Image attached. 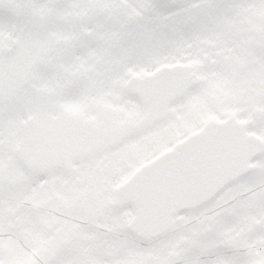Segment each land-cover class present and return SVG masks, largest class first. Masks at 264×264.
Listing matches in <instances>:
<instances>
[{
    "label": "rangeland",
    "instance_id": "374dc122",
    "mask_svg": "<svg viewBox=\"0 0 264 264\" xmlns=\"http://www.w3.org/2000/svg\"><path fill=\"white\" fill-rule=\"evenodd\" d=\"M109 1L110 0H96L97 3H110ZM176 1L184 2L185 0ZM16 2L21 8L24 0H16ZM25 3H28L27 8L31 7L30 0H27V2ZM79 4L76 3L72 5ZM34 5H36V2L34 3ZM13 7L14 5H11L8 0H0V26L7 27L8 25V30L11 28V26L13 29L12 31L1 30L0 49L7 50L14 45V47L9 51L10 71L6 72V75L0 78V96L14 97L19 92H24L22 94L25 95L29 91V89L26 86H23L19 90V85L23 82L29 84L33 80V78H36V75L34 77V73L36 72L37 68L44 70L47 73H49L51 70L54 71V69L58 71V79L56 82H54V73L50 75L48 74L47 76L48 81H51V83L56 87L52 89H59L57 90V93H53L52 90L51 93L48 94V99L54 97L55 95L60 96L63 92H71L75 90L78 87L77 82L75 80L67 81V79H72L75 77L87 76L88 78H90L93 75L95 79L94 83L98 85L101 81V78L109 76L110 73L109 79H111V81L109 83H112L114 89L109 85H105V89L107 91L109 90L108 101L111 104L112 108L103 107L100 110L96 111V113L92 115L91 121L88 122L87 120V112L91 111L88 106H90L91 103H86V106L83 107L82 111L76 115L70 113L66 115L64 119H70L71 116H76L79 120L78 125L73 129L75 137H72L70 133H61L62 123L60 122L52 124L46 122H44V124H41L40 122H36L35 128L31 131L32 133H30V136H35L33 138H29L28 142L26 141L21 145L11 146L12 148L10 149L6 148L8 144H0V148L3 150V155L5 153V150H7L6 160H12L10 152L15 148L16 150H18L21 159L26 162L28 161L31 165H45L48 161H40V156L44 154L43 143L53 136L56 137L58 141L56 145L65 147L72 146L82 151L85 154L86 158H89V164H92L91 162L95 161V165L98 166L96 168L97 170L93 172V169H90V172H93L96 177H102L109 171L118 168L124 162V158L130 161L132 158L137 157L141 152L146 151L149 145L167 146L168 140H161L159 141L160 143L146 140L147 149L142 150L141 152H139L140 150H137L134 156L129 155L131 153V147L128 146L129 144L123 147L128 151L126 152V154H124V152L121 150H118V152L115 153H110L106 147L111 132L114 131L120 123L132 120L134 121L133 123H137L136 125L139 127L140 124H142L145 120V113L142 112H139V119L136 120L135 111H130V109H132V106L130 103L123 100V98L120 96L119 89L123 81H125L128 76H131L135 73V69L131 65L130 61H132L133 59L145 61L149 66H151V70H147V68H145V70L152 71L153 67L156 65L157 56L159 55L160 50L170 45L169 36L175 33V30L174 28H172L171 22L167 16L156 17L145 23H138V21L143 16H140L137 13L133 14V12H130L129 18H127L124 23L119 21L112 28H106V30L115 31L114 34L109 33L110 35H108L107 38V35L103 36L99 34V32H94L92 34H84V32H82L81 34L77 33L78 39L76 40L71 36V34L73 33H70L71 31H67L69 29V23L67 21L68 19L61 21V25L63 26L62 38L64 39V37L69 36L72 38L70 39V42L68 41L67 48H70L73 45L79 46L83 40L91 43L92 46H94L95 44L93 43L97 41H101V43H103L100 45L102 47V50L97 51V57L92 54L90 60L87 61L86 64L81 65V68L78 67V71H71V67H73V65L71 64V67L68 70L67 65L61 58L62 55L60 57L58 56V48L54 50L53 48L49 49L48 46L47 49L46 44L44 43V39L40 38V33L38 32V30H36L35 28H28V26L35 27L37 25H40L41 22H32V14H29V17L26 18L25 15L28 14L24 15L19 10H17V12L20 16L17 15V17L16 12L15 14L13 12ZM73 9L75 12L81 13L83 16H85L88 13L91 14L97 12L108 14V10L110 8L88 9L73 7ZM35 10H37L36 7ZM251 10L252 7L249 8L248 12L250 13ZM74 11L69 12L66 18H69L72 21V23L74 24L73 28H75V25L77 27H80V24L75 22L76 14ZM261 12L260 14H258L260 16L258 25L255 26L254 24L248 23L247 21L243 23V27H240L239 29V31L243 32V34L235 41L234 45L232 46L233 49L230 52L223 50L219 55L215 56V54H211L210 56L205 57L206 53L209 54V52H211L210 49L215 48L213 46V43L210 44L207 42L205 44H202L204 45V48H198L195 51L197 57L192 56L193 54L190 48H184L178 51V56H171L170 59L166 61H179L189 64L192 68L193 78L196 81H199L196 75L197 73H200V70L209 71L213 68H217L216 73H218L219 66L222 65V59H224V62L226 61L229 64L228 67L225 66V70L228 73L233 74V77H235V80L238 82V84L233 86L229 93L225 94V98L231 100L229 108L238 110L240 103L236 98L240 97V99L244 102V98L247 97L248 94L251 98L252 96H254L255 99L257 98L258 100L264 99V68L261 69V65L258 64H261L262 59L264 58V9ZM186 15L188 16L187 18H190L189 15L184 12L178 14V17H184ZM10 16H12V19H14V17L16 19V23L14 25L10 22ZM50 17L51 16H49V18ZM45 25H49L50 29L54 30V17H52L49 22L45 23ZM185 28H187V25L185 26ZM74 34H76L75 31ZM112 35L114 41L111 40L110 51L104 46L107 43L106 41L110 39ZM39 38L41 43L38 41ZM121 42L124 43V47L121 46ZM60 43L62 44V39H58V45H61ZM59 50H61V48ZM149 51H152L154 53V56L152 55L148 57L147 53ZM242 55H244V57ZM212 56L214 58H212ZM164 58L166 57L163 56L162 59ZM46 59L51 61H47ZM198 61H202L200 62L201 65L199 63H196ZM47 62L50 63L46 64ZM241 62L245 63H242L241 65ZM124 63H129L130 66L128 68H123L122 64ZM234 63L239 64L244 69L239 67L241 69L240 73L234 70H230ZM251 65H259L260 67H258L254 71L245 70L248 69V66ZM246 74H248V76L246 77L249 78L250 84L248 83L246 86H244L241 82V79H243L244 75ZM43 75L46 74H44L43 72ZM49 76H51V78ZM59 79H62V82H60ZM59 83L61 84L58 85ZM237 87H239V93H236ZM248 90L250 93L248 92ZM230 96L237 97L235 99H231ZM219 98L220 99H218L216 103L219 105H224L227 100L221 97ZM10 101L14 103L13 99L11 98ZM49 101L48 103H50ZM256 107L259 106L254 105L251 108L254 109ZM261 108L264 110L262 105ZM178 109L180 108L177 107L175 110ZM175 110H169L171 113V117L175 116ZM239 112H242V110H239ZM52 114L56 115L54 113ZM176 119L179 118L176 117ZM175 123L179 124L180 122L178 120L175 121ZM161 125L162 124H155L151 129L157 130ZM256 126L264 127V116L261 119V122L257 123ZM27 133L28 132H26L25 135H27ZM24 138L25 136L23 137V139ZM138 142H141V139L137 140L136 143L133 142L136 145L135 147H138ZM152 155H150L149 157L151 158ZM3 158H5V155ZM142 161H144V159H142ZM20 167L21 166L17 165V172H21L19 170ZM0 172L4 171L0 169ZM0 176L1 179L6 177L3 176L2 173ZM262 178H264V157L259 160V162L257 161L253 163V171L251 175L247 176V178H245L243 182L238 183L235 188L226 190L215 202H213L203 211L191 216L179 218V220L174 222L170 231V234H172L171 240H164L158 243V246L155 249L148 252H130L128 257H130L131 255L136 256L134 260L136 264H174L177 261H180L179 259H177V261L175 262V257L181 256V253H178L177 256H174V251L181 250V252H191L193 250H196L199 247L196 244V240H194L196 236L203 237V233H205V235L208 232L211 233L216 227H218L217 230L221 231L222 226L220 224V218L225 215L233 214L235 216L247 217L252 222V224H248L249 226L247 228H245L244 226L239 227L240 222H236L238 231L236 242H238V246L241 242L243 243V240H245V249H243L245 252L242 253V255H246L249 257L250 264H264V242L262 243L261 247L259 244H257L260 237V233L258 231L260 229L264 230V212H256V209L244 210L242 208V206H248L250 203H252L251 199L253 197H256L257 199L259 198V200H264V179ZM55 181L56 180H54L53 183H55ZM82 182L83 180L81 179L76 181L78 185H81ZM53 183H51V185H55ZM251 183H257L258 186L252 189L250 185ZM60 184L69 185L70 183H65L62 179V181H60ZM65 188L67 187L62 186V188L59 190ZM2 189L3 188L0 185V191H2ZM52 190L54 191L55 188ZM94 199L95 198H93L92 194L88 195L86 192H83L77 198L75 197V194H73L69 202H62V204H60L65 205L62 209L59 220L58 218L56 221L52 219L50 220L46 217V215H44L45 218H40V215L36 216L38 222L40 223L41 221L44 222L45 220L46 222H44V224H48L49 221L52 222L51 224H48L47 236L49 237V240L46 243L45 247H40L38 249L36 248V250H32L34 254L32 252H26L27 255L31 254L33 256H39L38 261L36 260L39 263L40 261L43 262L42 258L58 257V251L62 248L68 250L71 246H73L70 251L76 250L79 253L83 252L77 250L79 246H83L86 244L88 246L89 243L93 241L96 245H98L97 250H99L100 252L96 250L92 252V250L87 249V254L81 255L83 258H81L80 262H76V264H100V261L96 257H107L112 253L126 249L129 241L125 236H123L122 234L114 235L115 232H111V230L110 232L105 231L102 225L97 226L95 224H92L87 216L77 214L74 211L76 208L83 206ZM74 200H76V202L71 203ZM54 204L58 203L55 202ZM42 205L48 207L50 205L49 200L45 199ZM250 211H252L253 213ZM53 212L54 208L50 211L51 215L53 214ZM7 214L8 213L6 211L5 215ZM255 218L257 222L254 223ZM189 230L193 232L195 231V233H189ZM81 231L83 232L82 234ZM11 232L12 233H10V235L14 234L15 230ZM178 235L180 236L179 238ZM13 236L14 235H12L13 242H11V244L15 246L16 242L14 239L17 237L14 236V238ZM4 238L0 236V250L2 251L3 249L1 253L11 255L12 253H9V251H7L10 248L6 249L4 247ZM34 242L36 243V241ZM227 242L228 241H224V245H229V243ZM102 245H105L106 247L109 246V249H104V246ZM39 246L40 244L37 247ZM170 248L174 249L172 250L173 253L169 251ZM203 248L211 250L210 246H204ZM30 261L31 260L29 259L27 264H30ZM11 264H13L12 260Z\"/></svg>",
    "mask_w": 264,
    "mask_h": 264
},
{
    "label": "clouds",
    "instance_id": "9594fccd",
    "mask_svg": "<svg viewBox=\"0 0 264 264\" xmlns=\"http://www.w3.org/2000/svg\"><path fill=\"white\" fill-rule=\"evenodd\" d=\"M176 7V5L167 3L166 0H157L156 3L146 8L144 16L138 23H145L156 17L166 16ZM130 63L137 71H143L145 68L151 70V66L145 61L133 59ZM157 81V77L147 78L142 76L138 81L139 92L132 97L137 101L132 110L142 113H155L159 117L155 123L163 124L171 119L169 110L172 107L187 111L197 90L191 88L177 91L168 98L159 100L154 95ZM210 108L216 112L220 119H225L219 107L212 105ZM34 117L35 113L31 107L23 104L15 112L6 114L5 119L8 125L11 124L25 132H30L36 126ZM150 129L151 126H148L140 133L127 136L124 140L113 145L112 150L123 148L131 142L139 140L141 135L146 134ZM197 129L199 133L191 135V139L187 144L162 159L158 165L151 169H145L140 174H134V168L142 162V159L148 158L166 145H149L148 149L137 157L132 158L130 161L125 160L118 168L101 177L100 195L96 199L74 210L77 214L87 216L92 224L114 229L129 241L127 248L124 250L112 253L107 257H96L100 264H122L123 261L128 259L130 252H148L158 246V241L163 236L162 229L165 227V222L154 220L146 192L149 186L161 176L179 169L190 161H194L203 150L210 147L218 138L232 136L236 137L240 144H247L251 143L247 132L254 131L264 135V127L251 125L246 129H242L234 122L218 124L215 121H205L200 117H193L192 126L186 134L194 133ZM5 140H7V137H5ZM173 142L169 139L167 145ZM49 147L52 148V154L48 157V162L31 171L28 184L39 186L44 182L51 183L54 178H62L65 183H75L79 180L84 174L86 166L89 165V158H86L82 151L72 146L49 145ZM4 155L7 158V150H5ZM250 175L251 173H249ZM245 178L247 177H241V179ZM130 221H135L136 226L153 222V228L150 232L137 235L134 227L130 225ZM157 231H159L158 235L152 234ZM57 255L63 259L64 264H76V261L81 258L78 251H67L63 248L58 251ZM243 262L244 257L228 245L215 247L199 259V264H243Z\"/></svg>",
    "mask_w": 264,
    "mask_h": 264
},
{
    "label": "trees",
    "instance_id": "16d2710c",
    "mask_svg": "<svg viewBox=\"0 0 264 264\" xmlns=\"http://www.w3.org/2000/svg\"><path fill=\"white\" fill-rule=\"evenodd\" d=\"M15 10L19 9L21 13L25 14H37V11L39 8L36 7L37 10H35V7L27 8V3H25L27 0H24V3L21 8L19 7L16 0H11ZM79 0H70V4L77 3ZM176 1V0H175ZM36 2V5L44 4L43 1L40 0H30V5H34ZM191 2H194V0H185L184 2H174L169 1L167 3L176 5L177 7L169 12L168 14H172V26L175 29V33L170 35V41L172 42V46L168 48H164L160 50L159 55L157 56V59H159V63L163 62L162 57H170L171 55L178 56V50L180 48L184 47V43L191 44L189 46L190 49L195 48V45L202 41H209L210 43L215 44V48L212 49L213 53H220L224 49V44H228L231 46L233 43V38L235 37L232 26L236 25V31L240 29V26L243 27V23L247 21L248 23L254 24L255 26L259 24V19L261 11H263L264 6L260 7H252L251 12L249 13L248 10L250 6H246L252 3V0H195V2L201 3L203 5H206V7H202L196 10H189L187 8V5ZM242 2V3H241ZM259 3L264 4V0L257 1ZM62 6L56 7L57 11H59L61 14H64V7H69V0L61 1L60 2ZM53 4L56 5V2H53ZM29 9V10H28ZM72 9V8H71ZM140 9V10H139ZM145 9V7H144ZM144 9L138 8V12L145 11ZM180 11H183L184 13H187L190 18L188 20H184L186 18L178 17V14ZM258 11V12H256ZM245 12V13H243ZM237 13V14H235ZM262 13V12H261ZM167 14V15H168ZM20 16L18 12H16V16ZM17 16V17H18ZM27 18V15H25ZM101 16L95 15L92 17V21L90 24L95 25H102L104 22H100ZM256 24H255V22ZM100 22V23H99ZM99 23V24H98ZM13 24V22H11ZM187 25V28L185 26ZM240 25V26H239ZM88 26V27H89ZM8 29V28H7ZM4 27L0 28L1 30H7ZM239 35L240 33L237 32ZM105 48L109 47L108 45L104 46ZM202 47V46H201ZM231 47H227V49H230ZM90 47L87 49L89 51ZM10 50L8 48L6 51ZM102 50V47L99 45L91 47L90 51L85 54L89 55L92 53H97V51ZM111 50V49H110ZM4 50L0 49V57L3 60H9L10 56L6 52H3ZM176 52L173 54V52ZM151 54V51L147 53V56L149 57ZM80 59H83L84 53L82 52L80 55H78ZM1 59L0 61V76L1 74H4L6 72L10 71L9 62L3 61ZM86 60V58H85ZM86 62V61H85ZM261 69L264 68V58L262 59ZM129 63H124L123 68L129 67ZM260 67V66H259ZM235 70L238 69V66L234 68ZM231 70V69H230ZM144 72V71H143ZM220 75H216L212 70L206 71L205 76L203 75L204 83H203V94L205 96V102L207 103V107L210 108L211 102H216L219 97L226 99L225 94L229 93L230 90L238 84V82L235 80V77H233L232 74L228 73L225 69L222 70L219 68ZM248 74L244 75L243 79H241L242 84L245 86V84L248 81V78L246 77ZM87 80L82 83L83 88H81L82 92H79V94L70 95L69 98L64 99V106H66L68 109H72L74 112H80L86 102L87 99L92 97L100 96L101 98L105 99V95L101 93L100 90H103L104 87L101 85L97 87V90L94 91H88L89 84L91 82L89 81V78H86ZM109 79V78H108ZM111 79H109V82ZM93 86V84H91ZM111 87L113 88L112 83H110ZM243 86V87H244ZM249 89V88H248ZM242 90V89H241ZM249 92V90H248ZM236 93H239V87L236 88ZM250 93V92H249ZM231 99H235L237 96H230ZM239 100V107L236 113L238 115H245V113L255 104L264 105L263 101H258L257 98L255 99L254 96L252 98L248 94L247 97L243 100L240 99V97L236 98ZM227 101L223 105L222 112H231L235 111L230 109V99H226ZM111 104H107V106H110ZM111 107V106H110ZM112 108V107H111ZM239 110H242V112H239ZM35 114L38 116V112H35ZM48 193V194H47ZM46 193V197L49 200L50 205L47 207V212L45 213L44 209H40L41 203L36 204V195L37 193L34 190H28L26 191L24 188H17V186L12 190L9 188V190H6L4 192H0V235L5 233V230L2 229V225L4 224V221L7 219L5 218V211H10V216L14 218L7 220V229L12 226L15 229V242L16 245L13 246L11 244L12 240L4 241L5 242V248H11L16 251H21V253H14L12 254V262L13 264H27L28 260L30 264H43L46 258H42L43 262L38 261L39 256H33V255H27L26 252H32V250H36V248L45 247L46 243L49 240L48 235V224H51L52 222L49 221L48 224H44L46 220L43 222H38V219L35 215L39 214L40 212H43L48 219L52 220H59L60 215L62 213V209L65 204H62V202H68L70 198L73 196V194L77 195V190L65 188L62 190H54L53 194H49V192ZM14 195V196H13ZM99 193H96L95 196L98 197ZM56 199V200H55ZM41 200H38L40 202ZM58 204H54L55 202ZM56 207V208H55ZM54 208V212L51 215L50 211ZM49 209V210H48ZM260 209L264 210V205L260 207ZM43 219V218H42ZM44 220V219H43ZM105 231L115 232V234L119 233L114 229H111L107 226H103ZM83 232L81 231V234ZM37 239V240H36ZM36 241V243L34 242ZM40 244L39 247H37ZM104 246V249H109V246ZM73 246H71L67 251H70V249ZM98 245H96L93 241L89 243V245H83L79 246L77 250L83 251L80 252L81 255L87 254V249L92 250L94 252L97 250ZM34 254V253H33ZM81 258H83L81 256ZM81 258L78 259L76 262H80ZM37 260V261H36ZM27 261V262H26Z\"/></svg>",
    "mask_w": 264,
    "mask_h": 264
},
{
    "label": "water",
    "instance_id": "95a60500",
    "mask_svg": "<svg viewBox=\"0 0 264 264\" xmlns=\"http://www.w3.org/2000/svg\"><path fill=\"white\" fill-rule=\"evenodd\" d=\"M144 77H157L154 95L159 100H164L177 91L195 88L196 83L191 82L190 67L185 65L163 66L152 74ZM140 77H133L123 87L126 97L132 98L139 92L138 81ZM133 99V98H132ZM263 111L255 109L252 115L260 120ZM159 118L158 116H156ZM215 121V120H209ZM218 124L234 122L238 127L246 129L251 126V121L239 122L234 116L224 121H215ZM131 126L122 125L113 132L109 147L119 143L131 135ZM199 132L195 133L198 134ZM194 135V134H193ZM251 143L240 144L236 137L224 136L215 140L212 145L201 152L196 159L205 162L206 171L196 172L193 161L182 165L179 169L168 172L154 182L146 192L154 220H163L165 227L162 229L163 238L170 227L171 219L175 215L193 212L212 201L225 187L235 183L251 171L250 161L264 154V141L256 135L248 134ZM191 136L177 144L172 150L167 151L149 163L142 166L134 174H140L145 169H151L167 157L187 144ZM137 235L150 232L153 222L136 226L135 221H130ZM158 235L159 231L153 232ZM160 238V239H161Z\"/></svg>",
    "mask_w": 264,
    "mask_h": 264
},
{
    "label": "snow or ice",
    "instance_id": "6c2138e0",
    "mask_svg": "<svg viewBox=\"0 0 264 264\" xmlns=\"http://www.w3.org/2000/svg\"><path fill=\"white\" fill-rule=\"evenodd\" d=\"M24 6V5H22ZM31 7H39V8H55L60 7V5L44 3L39 5H30ZM116 5L108 2H101L97 3L96 0H85L84 3L79 5H72L71 7H81V8H88V9H97V8H111L115 7ZM141 6V5H137ZM145 7H150L151 5H144ZM246 6L250 7H260L264 6V4L257 2V0H252V3ZM202 7H206L198 2H191L187 5L189 10H196ZM39 23V22H38ZM10 101L7 96H0V138H5L6 133L8 131L9 125L6 122V114L10 113L9 109ZM0 264H11V260L4 254L0 253ZM44 264H64V261L60 257H51L46 258ZM243 264H250L249 259H244Z\"/></svg>",
    "mask_w": 264,
    "mask_h": 264
},
{
    "label": "flooded vegetation",
    "instance_id": "af4514ba",
    "mask_svg": "<svg viewBox=\"0 0 264 264\" xmlns=\"http://www.w3.org/2000/svg\"><path fill=\"white\" fill-rule=\"evenodd\" d=\"M146 117H147V115H146ZM156 123H153V125H155ZM142 127V126H141ZM45 148H46V146H45ZM46 150V149H45Z\"/></svg>",
    "mask_w": 264,
    "mask_h": 264
}]
</instances>
